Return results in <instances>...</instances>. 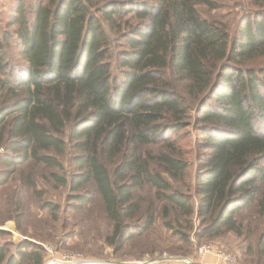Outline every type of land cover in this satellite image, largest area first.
Returning <instances> with one entry per match:
<instances>
[{
    "label": "trees",
    "instance_id": "obj_1",
    "mask_svg": "<svg viewBox=\"0 0 264 264\" xmlns=\"http://www.w3.org/2000/svg\"><path fill=\"white\" fill-rule=\"evenodd\" d=\"M12 2L0 27V184L22 166L57 168L47 179L74 193L73 210L93 202L76 193L93 187L102 242L117 251L155 222L134 199L149 186L180 242L197 223V238L243 236L244 263L264 264V0L233 25L202 14L219 0ZM189 127L192 165L166 136ZM189 167L191 192L172 184ZM24 184L35 189L31 176ZM44 207L55 220L57 205ZM43 259L31 241L16 255L0 243V264Z\"/></svg>",
    "mask_w": 264,
    "mask_h": 264
},
{
    "label": "rangeland",
    "instance_id": "obj_2",
    "mask_svg": "<svg viewBox=\"0 0 264 264\" xmlns=\"http://www.w3.org/2000/svg\"><path fill=\"white\" fill-rule=\"evenodd\" d=\"M219 2L221 8L211 12L202 11V14L221 19L230 25L235 24L243 12L255 8L249 0H219ZM11 4H13L12 0H0V27H3L9 18L7 12ZM14 57L19 58L16 47ZM257 64L263 65L264 59H259ZM255 124L257 127L260 125L258 120ZM195 135L196 132L190 127L180 130L177 134L166 135L175 140L180 155L189 165H192L196 158ZM1 154L2 150H0ZM63 164L67 173L77 169L71 164L68 156H63ZM6 168L7 165L0 163V177ZM49 171L62 173L57 168H45L40 165L22 166L15 170L6 184H0V229L8 233L0 238V243L9 245L10 255H16L18 246L24 241H31L40 248L44 257L45 246H50L57 252L68 254L116 261H142L163 255L191 256L199 245L212 243L234 255L239 264H245L244 251L247 241L243 236L224 233L213 239L197 238L195 228L198 225L195 223L196 227L189 232L190 244L180 242L163 226L164 221L167 220L163 208L165 202L157 200L153 189L149 186L137 189L134 199L138 208L137 216L144 217L146 208L151 204L155 222L141 240H135L136 242L133 241L124 249L117 251L102 242L103 235L108 232V226L94 188L88 186L76 192L91 196L93 202L80 210H73L71 206L75 200L71 199L70 195L74 193L68 187L56 186L49 181L47 179ZM192 172V167H189L181 182L172 181L173 186L191 192L192 188L187 189L186 184L190 183ZM27 176H31L35 182V189L24 184ZM46 203L57 205L55 220L49 208L44 207ZM244 213L247 215L249 212L245 210ZM140 221L143 223L144 218ZM129 223L131 226L134 225V222ZM184 224L186 225V222Z\"/></svg>",
    "mask_w": 264,
    "mask_h": 264
},
{
    "label": "built area",
    "instance_id": "obj_3",
    "mask_svg": "<svg viewBox=\"0 0 264 264\" xmlns=\"http://www.w3.org/2000/svg\"><path fill=\"white\" fill-rule=\"evenodd\" d=\"M42 264H239L235 256L212 243L199 245L191 256H161L142 261L121 262L79 254L57 252L45 246Z\"/></svg>",
    "mask_w": 264,
    "mask_h": 264
},
{
    "label": "crops",
    "instance_id": "obj_4",
    "mask_svg": "<svg viewBox=\"0 0 264 264\" xmlns=\"http://www.w3.org/2000/svg\"><path fill=\"white\" fill-rule=\"evenodd\" d=\"M121 262H131V261H121Z\"/></svg>",
    "mask_w": 264,
    "mask_h": 264
}]
</instances>
